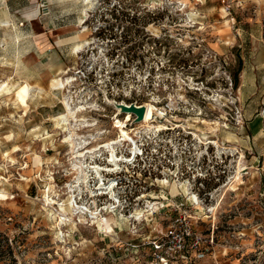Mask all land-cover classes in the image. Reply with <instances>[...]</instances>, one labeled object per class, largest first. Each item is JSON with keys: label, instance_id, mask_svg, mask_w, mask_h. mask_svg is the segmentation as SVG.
Here are the masks:
<instances>
[{"label": "rangeland", "instance_id": "1", "mask_svg": "<svg viewBox=\"0 0 264 264\" xmlns=\"http://www.w3.org/2000/svg\"><path fill=\"white\" fill-rule=\"evenodd\" d=\"M83 1L0 0V264H264V0ZM62 94L90 125L75 128L87 164L106 166L120 123L143 146L101 172L114 199L74 188L108 233L69 208ZM107 100L150 104L154 123Z\"/></svg>", "mask_w": 264, "mask_h": 264}, {"label": "bare ground", "instance_id": "2", "mask_svg": "<svg viewBox=\"0 0 264 264\" xmlns=\"http://www.w3.org/2000/svg\"><path fill=\"white\" fill-rule=\"evenodd\" d=\"M83 2H84V5L86 7H90L91 6V4L89 3V0H84ZM2 24H4L5 26L8 25V21L7 20H4V21H1L0 20V25H2ZM82 48H83V45L82 44H77L75 46V51H79ZM69 79L70 78H66L65 81L60 80V79L59 80H52L51 87L54 90H63L64 91V89L70 83H72L74 81V80H69ZM9 92H10V89L8 88V85L7 84H3V85L1 84L0 85V94H2V93H7L8 94ZM60 94H61V92H60ZM107 103L109 105H112L109 100H107ZM61 104L63 106L64 111H63V113H61L57 117V119H55V124L57 126L56 128H58V127L61 126L62 128H64V132H66L64 141L69 144V146L68 145L67 146L70 149L71 156H73V158H74V162H71V165H72L71 167L77 173L76 180H75V182H73V184H75V186H69V190H70L69 193L71 195V202L69 204V208L73 211V215L74 216L76 215L78 217L79 221L80 222H84V223H87L86 212H89L90 217L92 219V221H90V222L92 224H94V223H98V222L101 221L103 225L102 224H99L100 231L102 233H108L107 230H106V227H105V225H106V218L100 219L98 217V215H97L96 212H92L88 208L81 207L80 205H78V203L76 201V197L74 195V191H75L74 188H76V191H78V196H80V198H81V195L83 194V192H86V193L89 194L90 197H92V196L94 197L97 194L98 195H101V194H110V197L112 199H114L115 198V194H114V182L111 181V182L108 183L107 186H104V184L102 183L103 175H102L101 172L102 171L113 172V170L110 169L111 167H114L115 169H118L119 166H120V162L121 163H127L128 164L129 162L132 161L131 159H128V157H126L124 155H117L116 154V150H117V146L118 145H121V143H123V142L132 143V140L129 137V133L125 129L126 124L120 123L118 125V133L120 134L119 139L117 141L116 140L113 141L110 144L108 143L105 146L102 145L101 147H99L100 149L103 148L104 152L107 153V157H106V160H105L107 162L106 166H103L102 167L100 165H95V164L90 165V163L87 164L86 163L87 158H89L91 160L93 159V156L92 155H93V151L94 150L93 151H86L85 150L86 149L85 146L88 145L89 143H86L81 138H78L77 137V134L75 132V128H76L77 125H81L82 128L83 127L90 126V125H86L85 124V121L82 122V120H78V118H77V113L79 112V110L82 111L84 109L83 108H79V110L77 111L76 110L77 109V106H74L73 107L72 104H71V97H69V95H65V94H62ZM145 105H144V107H145L144 118H143V121H141L140 123H143V125H147V126L150 125V127H151V124L154 123V113L157 110H156L155 107H153L150 104H148L146 106ZM124 115H127V119L125 121L128 122L129 119H130L129 118L130 117V114L129 113H126ZM116 117H118V116H116ZM80 122H82V123H80ZM78 123H80V124H78ZM156 129H157V131H163V130H166L167 128L164 125L159 124V125L156 126ZM216 129H218V128L216 127ZM211 140H206V142L204 141L205 142L204 145L207 146V145H214V144H216V143L212 142ZM98 152H99V150H98ZM135 153H136V149L135 148L131 149V151L129 153V157H130V155L134 156ZM13 160L14 159H10V161H13ZM91 175H93V177H91ZM90 179L93 180V182L95 183V185H98L97 190H100L99 193H96L95 194L94 193V190L91 189ZM71 187H73V188H71ZM44 198H45V203L46 204L51 205V206L52 205H55V202H53V200L50 199L49 193H48L47 196L45 195ZM106 210H108L106 212L108 215H112L113 216V211H110L107 208H106ZM137 216L139 217V215H137ZM60 221H61L60 224H62V225L65 222V218H63L62 215L60 216ZM117 226L120 227V224H118Z\"/></svg>", "mask_w": 264, "mask_h": 264}, {"label": "water", "instance_id": "3", "mask_svg": "<svg viewBox=\"0 0 264 264\" xmlns=\"http://www.w3.org/2000/svg\"><path fill=\"white\" fill-rule=\"evenodd\" d=\"M112 106L117 110L118 114H126L129 113L130 115L134 116V120L132 121L133 124L140 123L143 121L144 113H145V107L144 105L136 106L135 104H118L114 101H110Z\"/></svg>", "mask_w": 264, "mask_h": 264}, {"label": "built area", "instance_id": "4", "mask_svg": "<svg viewBox=\"0 0 264 264\" xmlns=\"http://www.w3.org/2000/svg\"><path fill=\"white\" fill-rule=\"evenodd\" d=\"M118 115V113H117ZM120 115V114H119ZM132 116V115H131ZM133 117V120H134V116ZM132 120V121H133ZM132 144V143H131ZM134 145V144H133ZM134 148L136 149V153L134 156L130 155V157L128 156V159H131V163L128 164L129 166H132L135 162H137L138 159H143L142 157L145 156L144 155V150H143V146H141V148H139V146H135L134 145ZM135 166V165H133ZM166 238L169 239V240H174L176 242H178V244H176L177 246V250L180 248V241L176 240V233L175 231L172 229V228H169L168 231H167V234H166ZM180 240H181V237H178Z\"/></svg>", "mask_w": 264, "mask_h": 264}]
</instances>
